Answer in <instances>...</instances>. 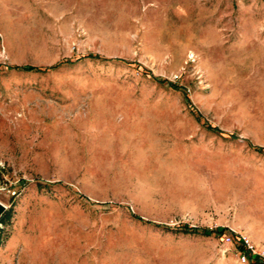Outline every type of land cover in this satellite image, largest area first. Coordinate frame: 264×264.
<instances>
[{
  "label": "rangeland",
  "instance_id": "1",
  "mask_svg": "<svg viewBox=\"0 0 264 264\" xmlns=\"http://www.w3.org/2000/svg\"><path fill=\"white\" fill-rule=\"evenodd\" d=\"M0 201V264H264V0H0Z\"/></svg>",
  "mask_w": 264,
  "mask_h": 264
},
{
  "label": "built area",
  "instance_id": "2",
  "mask_svg": "<svg viewBox=\"0 0 264 264\" xmlns=\"http://www.w3.org/2000/svg\"><path fill=\"white\" fill-rule=\"evenodd\" d=\"M233 232L230 234H225L224 239L226 241H230ZM236 235V238L238 239V258L240 262H247L250 261L252 257L257 256L258 258L264 259L263 252H260L259 250H256L251 242H249L248 238L244 235Z\"/></svg>",
  "mask_w": 264,
  "mask_h": 264
},
{
  "label": "trees",
  "instance_id": "3",
  "mask_svg": "<svg viewBox=\"0 0 264 264\" xmlns=\"http://www.w3.org/2000/svg\"><path fill=\"white\" fill-rule=\"evenodd\" d=\"M27 67H29V68H33V66H27ZM256 148H257V149H260V147H256ZM3 214H4V213H2L1 216H0V221L3 219ZM187 227H188V229H196V228H194V227H192V226H187ZM223 229H224V228H219L218 231H221V232H222ZM205 230H206V231H213L214 229H213V228H208V229L206 228V229H204V231H205ZM250 262H251V263H257V262H262V263H264V259H263V258L261 259V258H258L257 256H254V257L251 258Z\"/></svg>",
  "mask_w": 264,
  "mask_h": 264
},
{
  "label": "water",
  "instance_id": "4",
  "mask_svg": "<svg viewBox=\"0 0 264 264\" xmlns=\"http://www.w3.org/2000/svg\"><path fill=\"white\" fill-rule=\"evenodd\" d=\"M6 209V205L0 201V216L3 213V211Z\"/></svg>",
  "mask_w": 264,
  "mask_h": 264
}]
</instances>
